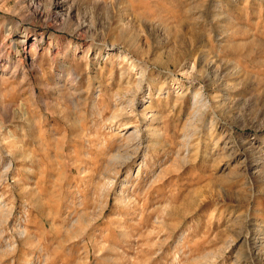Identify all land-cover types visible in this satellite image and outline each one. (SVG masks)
I'll return each instance as SVG.
<instances>
[{"label": "rangeland", "instance_id": "obj_1", "mask_svg": "<svg viewBox=\"0 0 264 264\" xmlns=\"http://www.w3.org/2000/svg\"><path fill=\"white\" fill-rule=\"evenodd\" d=\"M0 264H264V0H0Z\"/></svg>", "mask_w": 264, "mask_h": 264}, {"label": "bare ground", "instance_id": "obj_2", "mask_svg": "<svg viewBox=\"0 0 264 264\" xmlns=\"http://www.w3.org/2000/svg\"><path fill=\"white\" fill-rule=\"evenodd\" d=\"M22 42H24V44H26L28 42V38L26 37L24 40H22Z\"/></svg>", "mask_w": 264, "mask_h": 264}]
</instances>
